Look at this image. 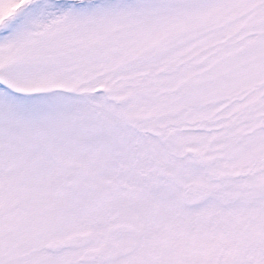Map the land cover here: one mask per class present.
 <instances>
[{
	"label": "snow or ice",
	"instance_id": "obj_1",
	"mask_svg": "<svg viewBox=\"0 0 264 264\" xmlns=\"http://www.w3.org/2000/svg\"><path fill=\"white\" fill-rule=\"evenodd\" d=\"M0 264H264V0H0Z\"/></svg>",
	"mask_w": 264,
	"mask_h": 264
}]
</instances>
